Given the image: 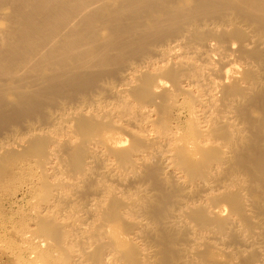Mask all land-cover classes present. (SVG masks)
Instances as JSON below:
<instances>
[{"label": "bare ground", "instance_id": "obj_1", "mask_svg": "<svg viewBox=\"0 0 264 264\" xmlns=\"http://www.w3.org/2000/svg\"><path fill=\"white\" fill-rule=\"evenodd\" d=\"M0 264H264V0H0Z\"/></svg>", "mask_w": 264, "mask_h": 264}]
</instances>
